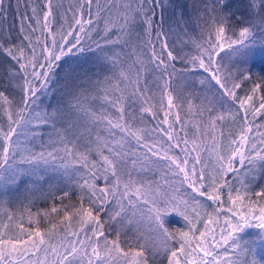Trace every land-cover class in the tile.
Returning <instances> with one entry per match:
<instances>
[{
	"label": "snow or ice",
	"instance_id": "6c2138e0",
	"mask_svg": "<svg viewBox=\"0 0 264 264\" xmlns=\"http://www.w3.org/2000/svg\"><path fill=\"white\" fill-rule=\"evenodd\" d=\"M0 264H264V0H0Z\"/></svg>",
	"mask_w": 264,
	"mask_h": 264
},
{
	"label": "trees",
	"instance_id": "16d2710c",
	"mask_svg": "<svg viewBox=\"0 0 264 264\" xmlns=\"http://www.w3.org/2000/svg\"><path fill=\"white\" fill-rule=\"evenodd\" d=\"M39 206H40V207H44L45 205L41 204V205H39ZM33 211H35V209H33ZM174 222H176V221L174 220ZM173 226H174V227H178V226L175 225V223L173 224Z\"/></svg>",
	"mask_w": 264,
	"mask_h": 264
},
{
	"label": "rangeland",
	"instance_id": "374dc122",
	"mask_svg": "<svg viewBox=\"0 0 264 264\" xmlns=\"http://www.w3.org/2000/svg\"><path fill=\"white\" fill-rule=\"evenodd\" d=\"M175 225L178 226V227L181 226L180 223H175Z\"/></svg>",
	"mask_w": 264,
	"mask_h": 264
}]
</instances>
